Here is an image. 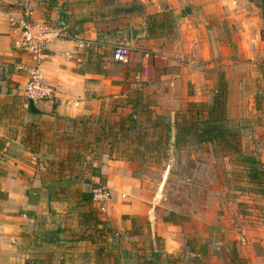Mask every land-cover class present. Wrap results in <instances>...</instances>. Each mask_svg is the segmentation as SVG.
<instances>
[{
  "label": "crops",
  "instance_id": "crops-1",
  "mask_svg": "<svg viewBox=\"0 0 264 264\" xmlns=\"http://www.w3.org/2000/svg\"><path fill=\"white\" fill-rule=\"evenodd\" d=\"M98 4L0 0V264H26L47 251L54 253L52 264H97L95 246L77 237L87 210L83 195L93 182L112 191L101 218L121 264H145L153 254L178 258L177 264H264V194L241 191L245 213L227 205L232 175L257 188L247 168L217 152L215 143L173 145L177 114L192 103L211 104L223 78L230 126L240 132L243 153L264 167V19L239 11L202 32L199 17H192L170 41L163 33L151 36L148 27L132 42L125 30L101 27L91 14ZM12 16L66 23L70 33L46 49L45 82L56 97L36 105L37 113L23 96L27 73L18 65L28 61L16 47ZM80 41L91 46L80 49ZM118 44L132 48L127 61L113 59ZM130 118L141 140L136 129L127 130L119 147L99 151L101 127ZM166 125L172 127L168 160L144 165L141 159L158 157L151 146ZM92 164L98 174L91 183L80 181ZM149 167L161 168L157 184L143 170ZM182 178L189 184L186 202L177 201L174 182ZM73 181L75 192L68 193ZM50 229L59 231L51 244Z\"/></svg>",
  "mask_w": 264,
  "mask_h": 264
},
{
  "label": "trees",
  "instance_id": "trees-1",
  "mask_svg": "<svg viewBox=\"0 0 264 264\" xmlns=\"http://www.w3.org/2000/svg\"><path fill=\"white\" fill-rule=\"evenodd\" d=\"M62 23V22H60ZM66 25V23H64ZM167 30V22H154L150 27L151 36H155L159 33H165ZM227 83L221 78L219 89L215 95L211 104L205 103H192L186 112L179 113L176 116L174 134L175 147L184 145L189 142L195 141L198 144L203 143H215L220 152L224 155H230L233 160L241 162L243 166L247 168V176L250 182L254 183L258 187L264 185V167L261 161L253 156H247L243 153L241 147V135L239 130L230 126L227 116ZM162 117H158L157 121ZM130 122L126 123L124 120L119 122H110L103 125L101 128L104 131L99 137V140L105 141L106 138L111 140L119 136H123L127 130H135L136 126ZM126 124H129L126 127ZM138 140H141V131L136 129ZM146 134V131H145ZM172 127L166 125L163 135L157 144H152V151H157L158 159L155 161H164L168 158L167 152L171 148ZM142 142V141H141ZM150 148V147H149ZM167 157V158H166ZM140 160V159H139ZM141 161H145L141 159ZM83 206L87 207L80 214L79 224L81 226V232L77 233L78 240L90 241L96 248L95 257L97 264H121L120 256L114 252L111 243L107 240V236L112 232L106 220L101 218L103 213L99 212L93 205V194L85 193L83 195ZM57 230L50 229L48 231L49 238L47 242L49 244L57 241ZM235 254V260L237 259V253ZM164 255H154L150 260H145V264H177L179 259L170 258L166 255V259H163ZM54 253L47 251L44 253V258H34L29 260L26 264H52Z\"/></svg>",
  "mask_w": 264,
  "mask_h": 264
},
{
  "label": "rangeland",
  "instance_id": "rangeland-1",
  "mask_svg": "<svg viewBox=\"0 0 264 264\" xmlns=\"http://www.w3.org/2000/svg\"><path fill=\"white\" fill-rule=\"evenodd\" d=\"M98 1L99 4L97 5V9L94 10L91 14L95 19L99 21L102 28L111 29L113 31L125 30L128 34H131V25L151 27L155 21L158 23L166 21L167 30L164 31L165 33H163V35L166 36L169 41L173 38H177L178 27L183 26V22L186 21V19H191L192 17H199V21L201 23L200 28L202 32L213 30L221 23H225L227 17L232 15L235 16L236 12L238 13L236 15H240L239 11H241L243 15H246L247 18L259 17L260 19H264V0H94V3L97 4ZM186 6L192 7V15H188L185 12ZM229 18L235 19L232 17ZM261 34L264 38V27L261 30ZM134 135L137 138V134L135 133ZM119 139L122 138L117 137L112 140L111 137L106 138L103 144H100L99 151L109 149L110 146L112 148H114L115 146L119 147L120 143L124 141ZM183 146L184 145H181V148ZM219 151L220 150L218 148L217 152ZM167 160L168 158L164 161ZM148 162L159 165L163 161H154L152 159L143 161L144 165H147ZM96 164H98V162H96ZM69 165L70 164H67V166ZM72 168L75 167H71V169ZM86 168H88V170H82L84 172L80 181L89 180L91 183L93 175L98 174L99 167L97 165L93 166L92 164L88 165ZM143 170L144 172H146L148 179L152 180H150L151 182H154L155 184L158 183L161 175L160 167H149L144 168ZM235 171H238L236 173H243L238 169ZM70 180L75 179L71 178ZM173 182V180L169 181V184H167L166 188L164 189V194L169 195L172 193V188L174 186ZM185 182L188 181L183 178L181 179V181L174 182L176 183V189L180 190L178 194L179 200H177L179 202H186L188 200L187 196L183 195L184 193H188L187 186L189 184ZM243 182L248 183L249 181L239 180L238 178H235L234 175L229 177V199L227 204L229 212H248L241 206H238V199L242 194L240 193L241 191L243 193L258 191L264 194V185L261 188L258 186L257 188H247L244 186ZM92 184L93 185L89 187L91 191L93 190V188L101 185L98 184V182H93ZM66 187L67 189H70L68 190V193H74L77 187L76 181L71 182L70 184L66 185ZM229 249L232 252H235L234 250H237V247L235 246V244L231 243ZM163 259L166 258L163 257Z\"/></svg>",
  "mask_w": 264,
  "mask_h": 264
},
{
  "label": "built area",
  "instance_id": "built-area-1",
  "mask_svg": "<svg viewBox=\"0 0 264 264\" xmlns=\"http://www.w3.org/2000/svg\"><path fill=\"white\" fill-rule=\"evenodd\" d=\"M11 26L18 32L16 47L26 57L27 63L18 65L19 70L27 73V83L23 96L27 102L38 105L55 99V88L45 82L44 63L48 45L59 38H70L68 28L63 23H53L47 20H31L26 17L12 16ZM88 41H80L78 48L90 47ZM132 48L128 44H118L113 48V59L127 61ZM94 207L101 213H106L112 201V191L105 185H99L92 190Z\"/></svg>",
  "mask_w": 264,
  "mask_h": 264
},
{
  "label": "water",
  "instance_id": "water-1",
  "mask_svg": "<svg viewBox=\"0 0 264 264\" xmlns=\"http://www.w3.org/2000/svg\"><path fill=\"white\" fill-rule=\"evenodd\" d=\"M185 12L188 15H192L193 11H192V7L191 6H186L185 7ZM148 27L144 26V27H137L132 25L131 26V40L132 42L136 41L139 37H143L146 36L148 34ZM29 107L31 109L32 112H39V109L37 108V106L35 105V103L33 101H29L28 102Z\"/></svg>",
  "mask_w": 264,
  "mask_h": 264
}]
</instances>
